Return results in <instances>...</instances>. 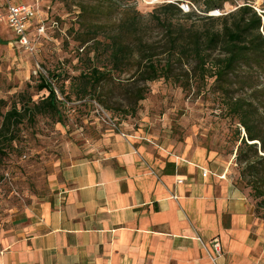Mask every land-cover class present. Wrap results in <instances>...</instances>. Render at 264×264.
Masks as SVG:
<instances>
[{
    "label": "rangeland",
    "instance_id": "rangeland-1",
    "mask_svg": "<svg viewBox=\"0 0 264 264\" xmlns=\"http://www.w3.org/2000/svg\"><path fill=\"white\" fill-rule=\"evenodd\" d=\"M48 1L40 0L42 9ZM246 1L264 12V0H231L224 4L223 9L212 8L209 12L220 10L221 13H228L235 9L234 4L241 5ZM172 2L180 0H124L121 4L116 2L114 9L109 4L105 5L103 13L97 16L92 13L96 5L94 0H53L54 16L60 20V30L55 35L48 31L54 39L48 41L50 45L46 43L43 46L40 42L39 51L34 55L13 45L12 34L0 26V127L2 116L14 104L18 109L22 108L21 94L25 101L36 103L48 95L46 91L38 90L40 76L52 80L60 100L65 103L60 107L61 117L39 115L32 122L25 119L18 131L17 141L8 148L4 157H0V250L16 219L44 198L49 175L56 168L77 161L80 153L92 151L101 139L112 134L116 128L109 121L111 119L119 127V133L138 135L140 141L168 147L177 155L190 156L203 149L208 154L212 169L221 166L229 168V180L245 198L256 226L244 240L249 247V255L241 257L239 263L264 264V237L257 235V230L264 229V199H258L252 188L256 185L264 190V179L256 182L251 176L241 178L242 167L236 159L240 143L235 136V130L240 126L226 115L221 105V93L213 78L202 81L191 73L189 65H176V77L148 84L146 99L135 104L136 87L143 86V83L133 85L126 82L135 72L132 70L121 75L114 74L113 80L104 82L97 89L100 100L112 110L93 97H77L81 93L78 86L81 74H87L95 65L108 71L112 67L108 52L101 49L96 56L93 52V38L105 41L108 36L101 30L97 31L95 26L103 25L116 32L127 19L122 5L129 4L144 16L148 26L146 38L156 42L158 48L164 47L168 34L153 22L151 16L154 12L161 14L159 7ZM181 2H191L196 9L189 14L191 17L188 14L176 16L175 22L187 29H213L215 24L205 19L211 14L206 13V0ZM256 74L253 72V79L259 82V88L264 87L263 76L258 80ZM117 78L124 81L120 83ZM89 90L95 93L93 87ZM66 95L71 96V100H67ZM127 112L129 115H126ZM251 155L252 152L244 150V157ZM260 168L264 169L263 161ZM173 195L178 200L176 194ZM184 217L192 231L200 234L189 217L186 214ZM227 221V218L223 220L224 227H228ZM229 240L232 244L234 239L230 236ZM203 257L206 258L205 255ZM232 261L228 254L225 264H232Z\"/></svg>",
    "mask_w": 264,
    "mask_h": 264
},
{
    "label": "crops",
    "instance_id": "crops-1",
    "mask_svg": "<svg viewBox=\"0 0 264 264\" xmlns=\"http://www.w3.org/2000/svg\"><path fill=\"white\" fill-rule=\"evenodd\" d=\"M116 129L49 175L44 198L3 240L0 264H209L184 214L209 250L220 241L221 264L247 258L254 215L229 168L212 169L203 149L177 155Z\"/></svg>",
    "mask_w": 264,
    "mask_h": 264
},
{
    "label": "trees",
    "instance_id": "trees-1",
    "mask_svg": "<svg viewBox=\"0 0 264 264\" xmlns=\"http://www.w3.org/2000/svg\"><path fill=\"white\" fill-rule=\"evenodd\" d=\"M52 1L43 6L42 16L60 25V20L54 16ZM94 1L96 5L92 13L98 16L103 13L105 5L109 4L111 9H114L116 2L121 4L124 0ZM230 1L206 0V13L212 8L223 9L224 4ZM180 2L164 3L159 7L161 14L154 12L151 16L153 22L168 34V42L164 47L158 48L156 42L146 38L148 26L145 24V18L129 4L122 5L127 19L120 24L116 32L103 25L95 26L97 31L101 30L108 36L105 41L93 38V52L95 56L101 49L108 52L112 67L108 71L95 65L87 74H81L78 85L81 93L77 97H93L108 110H112L100 100L97 89L104 82L113 80L114 74L121 75L135 70L126 82L133 85L143 83V86L137 85V92L134 94V103L138 104L146 99L148 84L176 77V65H189L196 78L202 81L211 78L215 80L226 115L236 120L240 126L236 128L235 136L236 141L240 143L236 159L242 167L241 178L251 176L256 182L264 179V169L260 168V162H264V87L259 88V82L253 79V72L257 73L258 80L261 76L264 78V12H260L248 1L241 5L234 4L235 9L231 12L221 13L218 10L219 14L207 16L205 19L213 22L215 26L213 29L201 31L187 29L175 22L176 16L188 14L187 16L191 17L189 14L194 12V9L184 12ZM186 3L194 5L191 2ZM56 31L50 30V34L55 35ZM53 35L44 37L41 44L50 45L48 41L54 39ZM117 79L120 83L124 81ZM91 87L95 89V93L89 90ZM38 90L46 91L48 95L36 103L32 100L25 101L24 95L21 94L22 108L18 109L17 104H14L2 116L0 157H4L8 148L17 141L18 131L25 119L32 122L39 115L61 117L60 107L65 106V103L60 100L52 80L40 76ZM62 94L65 95L63 91ZM65 98L71 100L69 95ZM244 150H249L252 155L244 157ZM252 188L258 199H264V190H260L256 185H252Z\"/></svg>",
    "mask_w": 264,
    "mask_h": 264
},
{
    "label": "built area",
    "instance_id": "built-area-1",
    "mask_svg": "<svg viewBox=\"0 0 264 264\" xmlns=\"http://www.w3.org/2000/svg\"><path fill=\"white\" fill-rule=\"evenodd\" d=\"M180 7L184 12H190L191 7L196 9L194 5L185 2H182ZM42 11L40 0H0V23L6 22L14 36V45H18L27 54L34 55L39 51V43L44 37L49 36L48 31L60 30L59 23L45 19L41 14ZM217 14L218 11L211 13V15ZM109 121L114 128H119L111 119ZM195 238L206 250L212 263L219 264L223 257L220 241L213 240L212 249L209 250L200 235L196 233Z\"/></svg>",
    "mask_w": 264,
    "mask_h": 264
}]
</instances>
